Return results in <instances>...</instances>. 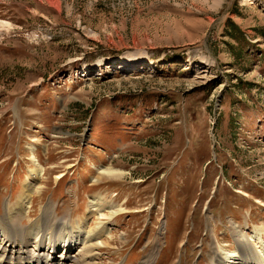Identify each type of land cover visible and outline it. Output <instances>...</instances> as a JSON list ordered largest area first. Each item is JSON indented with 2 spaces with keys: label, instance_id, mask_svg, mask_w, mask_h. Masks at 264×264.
Segmentation results:
<instances>
[{
  "label": "rangeland",
  "instance_id": "rangeland-1",
  "mask_svg": "<svg viewBox=\"0 0 264 264\" xmlns=\"http://www.w3.org/2000/svg\"><path fill=\"white\" fill-rule=\"evenodd\" d=\"M31 151L30 223L47 203L74 221L96 194L125 210L102 221L99 264L154 241L155 264L233 251L229 220L264 225V0H0V213ZM110 165L124 178L96 183Z\"/></svg>",
  "mask_w": 264,
  "mask_h": 264
},
{
  "label": "bare ground",
  "instance_id": "bare-ground-1",
  "mask_svg": "<svg viewBox=\"0 0 264 264\" xmlns=\"http://www.w3.org/2000/svg\"><path fill=\"white\" fill-rule=\"evenodd\" d=\"M136 62L139 63L134 59L125 60V63H129L128 66L136 65ZM32 158L36 164H32L33 168L29 171L25 184L14 201L4 206L0 213V264H99V255L96 252L103 247H110L104 241L109 240L112 233L102 221H110L124 214L125 210L96 194L91 197L89 211H85L82 217L74 221L67 220L66 215H54L51 204L47 203L30 223L29 219L34 216L31 211L34 197L39 198L42 193L41 175L44 171L34 154ZM124 176L123 172L110 165L98 171L95 182L118 180ZM29 202L32 206L28 207ZM94 215L96 218L92 226L88 221ZM229 223L232 227L230 233L234 250L211 247V254L207 256L208 264H264V225L253 227L249 232L246 227L239 228L233 222ZM166 233L168 229L162 226L159 235ZM75 241L80 244H74ZM58 244L63 245L64 259L67 262L55 256L54 250ZM159 245L158 241L152 242L149 247L146 245L141 251L144 257L138 264H155L154 254Z\"/></svg>",
  "mask_w": 264,
  "mask_h": 264
},
{
  "label": "trees",
  "instance_id": "trees-1",
  "mask_svg": "<svg viewBox=\"0 0 264 264\" xmlns=\"http://www.w3.org/2000/svg\"><path fill=\"white\" fill-rule=\"evenodd\" d=\"M233 29H236L234 26H232Z\"/></svg>",
  "mask_w": 264,
  "mask_h": 264
}]
</instances>
